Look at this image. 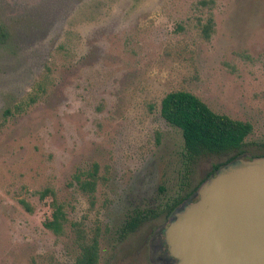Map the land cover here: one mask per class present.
<instances>
[{"label":"rangeland","instance_id":"374dc122","mask_svg":"<svg viewBox=\"0 0 264 264\" xmlns=\"http://www.w3.org/2000/svg\"><path fill=\"white\" fill-rule=\"evenodd\" d=\"M58 2L0 0V264H72L96 227L98 264H166L163 213L122 239L120 227L234 152L187 161L161 99L185 90L249 121L241 151L262 152L264 0H77L54 32L46 22L59 19ZM209 11L215 30L205 40L195 23ZM93 164L90 197L73 176ZM45 187L66 213L58 233L42 224L49 209L36 192Z\"/></svg>","mask_w":264,"mask_h":264},{"label":"trees","instance_id":"16d2710c","mask_svg":"<svg viewBox=\"0 0 264 264\" xmlns=\"http://www.w3.org/2000/svg\"><path fill=\"white\" fill-rule=\"evenodd\" d=\"M77 0H59V14L48 20L52 31L69 20L76 6ZM56 8V5H53ZM56 24L58 26H56ZM215 21L209 11L204 19L198 18L195 28L202 39L208 40L215 30ZM33 99H30L32 102ZM14 113L23 110L22 105L14 106ZM12 113L10 108L3 111L4 116ZM161 117L172 127L176 128L182 137V145L186 160L192 162L199 156L220 155L234 152L224 163L215 164L213 169L192 189H176L173 193L164 194L162 202L154 211L135 212L126 220L119 229V238L133 232L141 223L147 219L163 213L170 221L179 207L187 201H192L197 196L200 185L208 181L213 175L226 170L228 167L240 164L243 160L253 157L264 156V150L250 156H244L241 151L242 145L248 135L251 134L253 126L249 121L234 119L226 114L216 113L193 93L185 90H175L166 93L161 99ZM244 157H243V156ZM97 164H93L90 170L74 174L73 178L79 189L93 196L97 183ZM185 173L186 170H185ZM84 175V177H82ZM39 200L47 205L49 212L45 214L42 224L45 228L58 233L61 231L65 221L66 213L63 205L57 200L53 188L45 187L36 192ZM101 231L99 227L93 229L89 234L81 235L80 252L72 264H98L100 255ZM118 238V239H119Z\"/></svg>","mask_w":264,"mask_h":264},{"label":"water","instance_id":"95a60500","mask_svg":"<svg viewBox=\"0 0 264 264\" xmlns=\"http://www.w3.org/2000/svg\"><path fill=\"white\" fill-rule=\"evenodd\" d=\"M160 239L176 264H264V156L202 183Z\"/></svg>","mask_w":264,"mask_h":264},{"label":"flooded vegetation","instance_id":"af4514ba","mask_svg":"<svg viewBox=\"0 0 264 264\" xmlns=\"http://www.w3.org/2000/svg\"><path fill=\"white\" fill-rule=\"evenodd\" d=\"M166 224H167V222L165 223V225ZM163 229H164V227H163ZM157 242H158V247H159L158 249H162L163 250V253H164L161 256L162 259H163V261L166 262V264H176L177 263V260L175 258H173L172 256H170V255H168V254L165 253V244H164V242H161L160 236H159Z\"/></svg>","mask_w":264,"mask_h":264}]
</instances>
